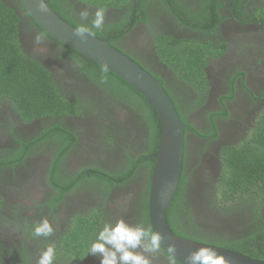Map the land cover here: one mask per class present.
<instances>
[{"label":"flooded vegetation","instance_id":"obj_1","mask_svg":"<svg viewBox=\"0 0 264 264\" xmlns=\"http://www.w3.org/2000/svg\"><path fill=\"white\" fill-rule=\"evenodd\" d=\"M3 1L14 8L21 6L17 0ZM62 2L63 10L67 12L64 20L75 27L81 23L90 26L96 9L77 0ZM230 6L220 10L222 20L218 21L217 37L205 34L213 40L216 37L220 43H227V51L222 56L208 59L209 89L205 98L159 58L155 44L158 34H193L188 29L180 30V33L173 31L167 25L169 21L177 24L171 14L157 13L150 25L137 23L134 27L129 24L116 29L115 23L124 13L108 10L104 22V30L110 33L108 36L112 41L109 43L130 56L159 82L162 80L163 84L160 83L179 114L180 111L186 114L182 120L186 124L182 179L188 181L185 203L189 204L191 213L177 215V221L190 237L211 245L248 237L257 232L256 227L264 219H254V204H251L252 208L244 206L241 210L223 212L219 207L223 204L217 195V186L223 176L224 148L237 146L246 138L264 107V27L258 23H236ZM84 8L90 13L88 21L79 18V12ZM18 12L22 19L20 42L24 53L42 64L55 80L58 93L71 108H75L62 116L44 120L37 117L28 121L19 115L6 93L0 94V264H37L41 252L49 244L57 247L71 233L73 220L77 217L98 214V231L103 223H114L120 218L129 224L147 227L141 213L147 207L151 180L149 165L141 164L146 157L142 156L136 162L134 175L114 186L110 194L101 187L91 190L87 181L79 186L70 184L75 187L69 185L68 189H71L64 194L63 200L59 199L58 205L52 208L51 201L60 196L50 178L59 150L55 140L47 138L33 143L34 140L48 127L65 128L74 135L69 150L57 164L58 180L64 182L76 175H86L87 168L88 173L94 172L91 168L98 167L111 172L125 171L129 161L127 155L136 159L147 153L150 136L138 109L96 86L83 67L88 68V62L83 59L81 63V57L47 35L38 25L30 23L31 19L23 9L18 8ZM37 33L44 34L42 43H36ZM238 71L242 77L233 80ZM30 141H33L32 145H22V142ZM260 212L264 214V207ZM44 218L54 229L48 243L43 237L33 235L34 226ZM150 259L151 264H169V256L162 248L150 254ZM54 264H100V261L97 256L86 253L77 258L56 257Z\"/></svg>","mask_w":264,"mask_h":264},{"label":"trees","instance_id":"obj_2","mask_svg":"<svg viewBox=\"0 0 264 264\" xmlns=\"http://www.w3.org/2000/svg\"><path fill=\"white\" fill-rule=\"evenodd\" d=\"M62 1L65 0H46L57 14L62 18H66L67 12L63 10ZM77 1L94 9L103 7L106 12L108 10L118 13L123 12L124 14L115 23L116 29L125 28L129 24L134 27L137 23L150 25L153 18L157 17V13L171 14L177 24H179L177 25L172 21L167 23L173 31L180 33V30L185 31V29H188L195 35L191 32L192 35L158 34L155 44L159 58L166 65L173 68L174 72L182 80L189 83V86L196 90L201 98H205L204 95L207 94L209 89L206 72V68L209 66L208 59L220 57L227 51V43H220L216 39L218 21L222 20L219 15L220 10L227 5H231L232 17L236 23H258L264 27V0ZM18 8L23 9L21 6L14 8L0 0V94L6 93L5 96L11 99L19 115L28 121L37 117L44 120L46 117L71 113L75 108H71L64 96L58 93L55 80L52 79L49 72L42 67L41 63L24 53L20 42L22 33L20 24L22 19ZM25 15L31 19L30 23L34 26L37 25L30 16L26 13ZM104 31H96L91 34L112 44L108 36L110 33L106 30ZM206 33L215 35V39L206 37ZM72 53L82 58L80 60L81 63L84 61L89 63L88 68L86 66L83 67L91 75L97 87L105 89L109 96L119 101L128 102L130 106L138 109L143 117V122L149 129V150L136 159L127 155L129 161L126 170L123 172H111L98 167L90 169L95 173H88L87 168L86 175L82 177L76 175L72 179L63 182L58 180L57 164L61 162L62 156L69 150L70 141L75 138L73 134L69 133V130L65 128L56 130L54 127H48L44 130L42 136L35 139L34 142H22L25 147L32 145V142H43L47 138L52 141L55 140L57 143L56 149L59 150L60 155L54 161L50 178L51 183L54 182L53 187L58 190L60 196L56 200L51 201L50 205H52V208L58 205L57 201L59 199L63 200L64 194L71 189L70 187L68 189L70 184L76 183L79 186L87 181V187L91 190L101 187L107 191V194H110L114 186L126 182L134 175L136 162L143 158L142 156H146L141 164L149 165L151 180L156 160L155 157L150 158L149 156H155L158 153L162 135V126L158 114L144 96L130 84L99 64L74 51ZM76 59L78 60L77 57ZM238 73L234 75L233 80L242 77L243 74L240 71ZM160 82L162 83V80ZM243 85L245 86V82ZM234 89L233 87L232 90ZM174 101H176L175 98ZM180 113L181 119L185 120L186 114L181 111ZM213 131L216 135L215 128ZM224 150L223 176L217 186V195L223 206L219 207H221L223 212H231L238 209L241 210L244 206L252 208L251 204H254V219L258 221L264 217V214L260 212V208L264 207V107L257 114L253 128L249 130L246 138L239 145L228 146ZM187 182V179H182L181 181L177 195L168 212V224L176 235L197 240L190 237L189 233H185V230L181 227L182 225L178 224L177 221V215L181 217L183 212L187 213V215L188 211L191 213L189 204L185 203ZM149 190L150 184H148L147 207L141 213L144 216V223L147 227L150 226ZM182 205H184L183 208ZM98 225V214H90L86 217L80 216L73 220L71 233L61 240L56 247V257L63 258L66 255L71 258H77L86 254L90 241L98 231ZM256 229L257 232L251 235L248 234V237H242L237 242L227 241L216 245L255 259L264 260V219ZM43 238L47 241L49 237Z\"/></svg>","mask_w":264,"mask_h":264},{"label":"water","instance_id":"obj_3","mask_svg":"<svg viewBox=\"0 0 264 264\" xmlns=\"http://www.w3.org/2000/svg\"><path fill=\"white\" fill-rule=\"evenodd\" d=\"M26 14L49 36L99 64L135 88L153 106L162 126V136L151 178L149 193V220L154 230L164 236L163 251L175 243L176 262L187 264L186 257L201 247H208L223 255L226 264H264V260L176 235L168 224V212L181 184L186 157V124L182 121L173 100L162 84L149 71L108 41L92 34L81 40L75 35L77 27L57 14L44 0L40 10L38 0H19Z\"/></svg>","mask_w":264,"mask_h":264},{"label":"clouds","instance_id":"obj_4","mask_svg":"<svg viewBox=\"0 0 264 264\" xmlns=\"http://www.w3.org/2000/svg\"><path fill=\"white\" fill-rule=\"evenodd\" d=\"M41 11L45 9L44 0H38ZM106 9H96L90 26L81 23L75 29V35L81 40L93 30L103 31ZM89 11L87 8L79 12L81 21H88ZM43 33H37L35 41L37 44L44 40ZM54 229L47 218H44L34 226L33 235L36 237H49ZM164 236L161 232L154 230L151 226L143 224L132 225L125 219L120 218L113 222H105L94 238L90 241L87 254L99 258L100 264H151L150 254L161 250ZM175 243L167 246L169 253V264H176ZM56 258L55 244H49L40 254L37 264H54ZM187 264H226L223 255L216 250L201 247L186 257Z\"/></svg>","mask_w":264,"mask_h":264}]
</instances>
